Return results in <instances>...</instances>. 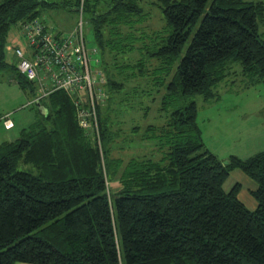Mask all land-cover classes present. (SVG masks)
<instances>
[{
  "label": "trees",
  "instance_id": "16d2710c",
  "mask_svg": "<svg viewBox=\"0 0 264 264\" xmlns=\"http://www.w3.org/2000/svg\"><path fill=\"white\" fill-rule=\"evenodd\" d=\"M58 1L0 2V73L11 67L22 88L36 86L33 95L37 84L17 60H5L7 36L69 3ZM72 3L102 67L93 108L101 146L80 127L72 94L54 91L34 104L37 119L0 144V264H264V151L223 164L204 144L196 103L176 107L194 95L214 99L212 88L229 72L264 85V0ZM144 3L161 15L156 29ZM122 94L168 112L163 125L131 128L160 155L113 157L122 127L111 117ZM233 171L256 185L247 190L254 210L240 200L238 182L224 191ZM109 175L118 177L114 192Z\"/></svg>",
  "mask_w": 264,
  "mask_h": 264
},
{
  "label": "rangeland",
  "instance_id": "374dc122",
  "mask_svg": "<svg viewBox=\"0 0 264 264\" xmlns=\"http://www.w3.org/2000/svg\"><path fill=\"white\" fill-rule=\"evenodd\" d=\"M67 1L69 3L66 6L60 5L54 9H45L41 15V20L60 34H69L79 21V16L73 8V0H59L58 2L62 4ZM144 6L145 9L147 8L146 16L152 18V26L157 27L159 23L162 24L159 21L161 18L159 11L149 3H144ZM259 30L262 34V40H264V24ZM85 32L87 33V40L92 46L88 24H85ZM16 48L23 50L25 41L20 29L12 27L7 36L5 60L14 66L16 64L14 49ZM91 65L94 70H102V67L96 65L95 62H92ZM229 71L238 73V64H233ZM19 81L17 71L9 66L0 73V144L18 138L20 130L27 128L38 117L36 105L31 104L35 98L33 94L36 86L27 84L22 88L18 84ZM104 91L106 92V89ZM124 94L116 99L114 114L111 117L115 128L116 126L122 127L121 136L117 137V142L112 146L113 157L122 158L126 162L130 158L148 155L150 152L154 157L160 155L161 150L159 151V148L142 144L140 142L141 136H136L131 128L139 127L142 129V133L148 125H163L167 121L168 112H159L156 102L153 104L152 101L148 102L146 98V103H143V98H131L133 101H128ZM212 94L214 95L212 100H204L202 95H194L189 98H180L176 102V107L185 105L190 101L196 103L198 109L197 122L201 127L206 147L219 160H223V164L227 163L225 158L227 159L229 156H235L239 160L246 161L255 154L264 151V85L260 82L253 85L247 84V81L242 80L237 75L233 76L229 72L224 81L212 88ZM32 97L33 99H31ZM144 106H149V112ZM8 120L14 126L11 132L5 131V122ZM18 169L31 171L30 168L21 165L18 166ZM117 178V176L115 178L112 175L108 177L112 192L118 188ZM236 182L241 185L240 200L247 209L254 210L256 204L247 190L256 187V185L238 171L230 176L228 184L224 186V191L228 192Z\"/></svg>",
  "mask_w": 264,
  "mask_h": 264
},
{
  "label": "built area",
  "instance_id": "2783aa9c",
  "mask_svg": "<svg viewBox=\"0 0 264 264\" xmlns=\"http://www.w3.org/2000/svg\"><path fill=\"white\" fill-rule=\"evenodd\" d=\"M49 30L52 28H46L39 19L24 23L20 31L25 48L14 49L19 73L37 84V93L31 104L38 103L54 91L72 94L74 105L80 106L77 116L80 127L86 134H94L93 141L100 148L93 108L99 96L94 91V85L102 82L103 77L100 69L94 70L91 65L95 62L99 66L100 60L96 49L86 45L83 13L80 12L79 22L69 34L56 38ZM101 96L100 99H103ZM85 105H89L91 110L84 109ZM12 127L11 121L5 122L6 130Z\"/></svg>",
  "mask_w": 264,
  "mask_h": 264
},
{
  "label": "crops",
  "instance_id": "0c3cea01",
  "mask_svg": "<svg viewBox=\"0 0 264 264\" xmlns=\"http://www.w3.org/2000/svg\"><path fill=\"white\" fill-rule=\"evenodd\" d=\"M14 129V126L11 128V129H9V130H5L6 132H11L12 130ZM226 159V158H225ZM235 172H238V171H233L232 173H231V175L233 174V173H235ZM242 174V173H241ZM230 175V176H231ZM230 178V177H229ZM244 180V179H243ZM228 182H229V179H228V181L226 182V184L225 185H227L228 184ZM256 204V203H255ZM256 206V205H255Z\"/></svg>",
  "mask_w": 264,
  "mask_h": 264
},
{
  "label": "water",
  "instance_id": "95a60500",
  "mask_svg": "<svg viewBox=\"0 0 264 264\" xmlns=\"http://www.w3.org/2000/svg\"><path fill=\"white\" fill-rule=\"evenodd\" d=\"M38 105V104H37ZM226 164V163H225Z\"/></svg>",
  "mask_w": 264,
  "mask_h": 264
}]
</instances>
